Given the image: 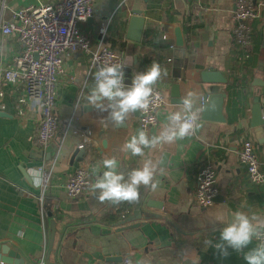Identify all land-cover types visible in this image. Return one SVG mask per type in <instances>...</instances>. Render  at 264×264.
I'll return each instance as SVG.
<instances>
[{
    "label": "crops",
    "instance_id": "0c3cea01",
    "mask_svg": "<svg viewBox=\"0 0 264 264\" xmlns=\"http://www.w3.org/2000/svg\"><path fill=\"white\" fill-rule=\"evenodd\" d=\"M56 1L0 0V20H9L26 5ZM235 1L128 0L120 5V0H95L92 17L80 24L96 43L100 24L110 18L106 40L122 54L125 68H130V73L124 70L126 85L153 61L167 71V76L155 85L165 92L167 102L159 109L158 123L150 136L160 131L167 114L179 105L171 101L174 83H179L182 98L189 91L196 93L202 109L206 84L201 81V72L213 68L228 79L221 84L226 93L221 115L225 121L214 120L220 114L213 109L207 112L212 119H204L201 111L195 137L145 149L143 157L121 151L125 141L141 129L139 112L117 127L106 121L107 112L85 105L94 84L88 55L75 53L65 58L67 73L57 98L60 122L56 137L46 147H39L35 140L37 106L30 103L21 117L15 109V86L3 85L0 247L19 250L26 264H39L41 259L45 264H102L109 256H130L135 264H246L242 255L230 248L227 255H221L204 244L205 240L219 241L220 230L237 210L264 216V185L251 182L239 159L243 141L251 138L264 172V142L258 141L251 126L256 96L264 108V19L250 20L252 43L241 49L232 36ZM135 10L144 17L142 37L129 48L127 35ZM177 22L185 38L182 57L176 55L175 46H170L174 44L173 25ZM19 50L14 36L0 33V69L10 65ZM179 60L181 66L176 65ZM88 131L90 141L84 143ZM78 148L83 152L74 156ZM56 156L52 178L40 199L41 188L34 187L30 170L49 164ZM111 156L117 158L118 170L125 177L146 159L158 165L157 187L141 186L143 192L126 214L120 212L122 202L100 203L92 192L93 168L99 166L102 171V160ZM207 162L216 167L218 196L209 207H200L195 201L196 174ZM80 166L88 169L92 182L86 194L70 197L65 184ZM149 200L158 204L148 205ZM135 209L140 212L122 224ZM110 215L117 217L111 219ZM136 223L138 226H130ZM255 245L253 241L249 247Z\"/></svg>",
    "mask_w": 264,
    "mask_h": 264
},
{
    "label": "built area",
    "instance_id": "2783aa9c",
    "mask_svg": "<svg viewBox=\"0 0 264 264\" xmlns=\"http://www.w3.org/2000/svg\"><path fill=\"white\" fill-rule=\"evenodd\" d=\"M95 0H57L29 4L15 11L9 20H0V33L14 36L20 45L12 63L0 69V101L4 96V84H12L17 90L15 109L23 117L26 108L34 103L39 112L38 129L35 140L39 147H46L56 137L60 117L58 113V89L66 75L65 58L69 54L82 53L89 56L90 71L105 63L124 64V58L106 40L110 18L104 19L98 28L96 43L80 28L94 13ZM128 0H120V5ZM264 1L236 0L232 13L234 24L232 36L235 43L246 49L252 43L251 19H264ZM164 38H167L165 35ZM174 48V44L170 45ZM171 60V59H169ZM158 94L153 99L147 113L139 114L140 128L148 133L157 125V113L167 102L165 92L155 87ZM80 99L76 101L77 109ZM3 109L4 104L0 103ZM197 129L189 137H195ZM86 132L83 142L90 141ZM84 145L81 144L80 147ZM240 162L246 167L249 179L255 184L264 185V172L256 155L254 141L247 138L239 150ZM57 156L49 164L42 163L37 170L42 171L44 184L40 199L44 197L54 172ZM197 188L195 201L200 207H209L218 195L217 174L214 164L207 162L200 166L196 174ZM88 169L80 166L65 184L70 197L86 194L91 185ZM43 193V194H42ZM39 264H45L41 259ZM102 264H135L130 256L120 261H105Z\"/></svg>",
    "mask_w": 264,
    "mask_h": 264
},
{
    "label": "clouds",
    "instance_id": "9594fccd",
    "mask_svg": "<svg viewBox=\"0 0 264 264\" xmlns=\"http://www.w3.org/2000/svg\"><path fill=\"white\" fill-rule=\"evenodd\" d=\"M124 64L105 63L93 74L94 84L87 95V104L101 112H107V120L117 127L124 125L134 113H147L153 99L158 94L155 85L167 71L153 61L144 72H137L131 79V84H125ZM199 96L189 91L181 99V103L167 114V122L157 134L149 135L147 130L139 129L136 134L126 140L121 151L132 156H145V149H156L159 146L172 144L177 140L191 136L199 127L200 112ZM101 167H94L95 183L91 186L93 194L100 203L135 202L139 199L140 187L155 189L158 165L151 159H146L138 168L132 169L125 177L118 170V160L115 156L104 158ZM33 185L42 188L43 173L40 170H30ZM43 194V193H42ZM218 222L221 223L219 218ZM215 230V229H213ZM256 241L255 247H249ZM204 244L215 248L221 255H227L228 249L242 255L246 264H264V216L249 214L237 210L230 221L220 230L219 241L205 240ZM140 264H145L141 261Z\"/></svg>",
    "mask_w": 264,
    "mask_h": 264
},
{
    "label": "water",
    "instance_id": "95a60500",
    "mask_svg": "<svg viewBox=\"0 0 264 264\" xmlns=\"http://www.w3.org/2000/svg\"><path fill=\"white\" fill-rule=\"evenodd\" d=\"M140 14H141L140 10H135L131 17V22H130L131 29L127 35V38L131 40V42L128 44L129 48L133 45L134 42L140 41L142 37L144 17H141ZM173 28H174L175 53L178 57H182L184 48H185V38H184V33L182 30L181 23L180 22L174 23ZM181 63L182 61L179 60L176 62V65L181 66ZM124 64H126L125 61H124ZM124 70L130 73V68L124 67ZM176 77H180V74H177ZM201 81L203 84H206V85H203V91L206 95V99L204 100V103L202 105V111H203L202 117L204 119H212V117H210V113H207V112L213 109L216 111V114H220V116L217 115L213 117V119L217 121H225V118L221 117V115H222V105H223V101H224V97L226 96V93L223 91L221 84H226L228 82V79L223 75L222 72L216 69H213V68H208L201 72ZM261 85H264V84L261 83ZM171 97H172L171 99L172 103L174 104L181 103L182 97L180 94L179 83L173 84L172 89H171ZM263 114H264V108L260 103L259 97L256 96L254 98V103L251 108V126L254 127L256 135H257V139L259 142H264V115ZM104 145H105V142H104ZM82 152L83 150L78 148L75 150L74 156L78 153L81 154ZM156 204H152L151 200L148 201V205H156ZM156 207L160 208L161 206L158 205ZM139 212H140V209H135L132 215H129L122 221V224L132 221ZM150 217L152 216H146V219ZM130 226L136 227L138 226V223L130 225ZM121 258L122 257L109 256L107 257V260L108 261H120ZM0 264H26V259L23 257V255L20 253L19 250L15 248L9 249L7 246H1L0 247Z\"/></svg>",
    "mask_w": 264,
    "mask_h": 264
},
{
    "label": "trees",
    "instance_id": "16d2710c",
    "mask_svg": "<svg viewBox=\"0 0 264 264\" xmlns=\"http://www.w3.org/2000/svg\"><path fill=\"white\" fill-rule=\"evenodd\" d=\"M140 194L143 192V189L142 187H140V190H139ZM134 205V202H122L121 204V208H120V212L122 214H126L128 213V210L131 208V206ZM117 216L115 215H110V218L111 219H115Z\"/></svg>",
    "mask_w": 264,
    "mask_h": 264
}]
</instances>
